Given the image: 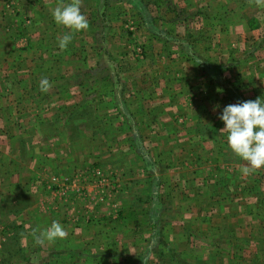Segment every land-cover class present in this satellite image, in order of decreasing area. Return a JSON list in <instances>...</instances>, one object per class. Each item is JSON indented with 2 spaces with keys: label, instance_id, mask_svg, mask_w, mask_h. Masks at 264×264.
<instances>
[{
  "label": "rangeland",
  "instance_id": "obj_1",
  "mask_svg": "<svg viewBox=\"0 0 264 264\" xmlns=\"http://www.w3.org/2000/svg\"><path fill=\"white\" fill-rule=\"evenodd\" d=\"M70 2L0 0V264H264V168L219 119L264 99V0H81L61 51Z\"/></svg>",
  "mask_w": 264,
  "mask_h": 264
},
{
  "label": "clouds",
  "instance_id": "obj_2",
  "mask_svg": "<svg viewBox=\"0 0 264 264\" xmlns=\"http://www.w3.org/2000/svg\"><path fill=\"white\" fill-rule=\"evenodd\" d=\"M54 22L69 29V32L59 38L58 47L65 50L72 40V32L89 28V22L81 11V0H71L70 3H60L51 10ZM51 83L47 78L40 81V89L47 92ZM219 119L225 127L221 132H227V144L233 153L246 163L239 171L247 176L256 170L264 168V99L246 100L229 104L223 108ZM68 232L58 222L53 220L50 226L42 230L37 242L44 244L56 239L67 238Z\"/></svg>",
  "mask_w": 264,
  "mask_h": 264
},
{
  "label": "crops",
  "instance_id": "obj_3",
  "mask_svg": "<svg viewBox=\"0 0 264 264\" xmlns=\"http://www.w3.org/2000/svg\"><path fill=\"white\" fill-rule=\"evenodd\" d=\"M28 1H31L32 2V0H28ZM38 1L39 0H34V2L36 3H38ZM203 5H205V4H203ZM152 7V6H151ZM153 7H155L156 8V6L155 5H153ZM222 17L220 16L219 17V19H221ZM250 19L247 17V21H249ZM199 21H202V18L201 19H199ZM219 32H220V30H219ZM221 32L222 33H226V30H225V26H224V28L221 30ZM157 38V37H156ZM157 44V43H156ZM110 165V164H109ZM110 167L112 168V165H110ZM106 173H107V175H109L110 173H112L113 171L112 170H110V169H108L107 171H105ZM109 178H111L112 180H114V181H117L118 179L120 180V178L121 179H124V175H120V174H116V175H111V176H109ZM0 183H1V181H0ZM2 187H0V203H4V201L6 200H8V199H11V200H16V199H18L19 197H21V195H17L18 194V192H16V197H9V196H7V194H6V187L2 184L1 185ZM120 195V194H119ZM7 196V197H6ZM12 196V195H11ZM30 196V198L32 197L31 195H29ZM124 203H122V202H120V205L118 206L119 207V211H120V213H121V209H122V212L124 213V215H127L128 216V214H130V213H132L131 212V207H130V204H124ZM117 207V208H118ZM3 207H0V214L2 213V212H5V213H7V214H13V213H17L18 212V210H15V209H13V207L12 206H10V208H8V209H2ZM28 209H29V206L27 205L24 209H22V210H20L19 211V213L21 212V213H23L25 210L26 211H28ZM4 210V211H3ZM13 210H15V212L13 211ZM148 211L149 210H147V209H145V211L143 210V211H141V210H139V211H137V213H139V212H142V213H144V214H148ZM154 212V214H156V211L154 210L153 211ZM136 213V214H137ZM120 214H117V217L119 216ZM116 216H115V218L114 219H116L117 218ZM108 218H113V216L112 217H108ZM11 225V224H10ZM10 225H8L7 227H9ZM78 224L76 223V226H77ZM131 226V225H130ZM2 251H3V248L1 249ZM0 255H1V251H0Z\"/></svg>",
  "mask_w": 264,
  "mask_h": 264
},
{
  "label": "trees",
  "instance_id": "obj_4",
  "mask_svg": "<svg viewBox=\"0 0 264 264\" xmlns=\"http://www.w3.org/2000/svg\"><path fill=\"white\" fill-rule=\"evenodd\" d=\"M155 6H156V8H159V7H161L160 6V4L159 3H155L154 4ZM170 9H171V11L170 12H176L175 11V9L173 8V7H170ZM201 13H199L198 15H196V16H199ZM105 16V15H104ZM254 29H256L257 27H258V25L256 24H254L253 26H252ZM69 78H73V77H69ZM108 79H110V78H108ZM116 79H117V85H119L120 87H121V89H122V91H123V87H124V85H123V83L121 82V79H120V77L118 76V77H116ZM251 195V194H250ZM259 198V197H258ZM260 201H258L259 202V204L263 207V209H264V199L263 198H261L260 197ZM14 212H15V210H13ZM121 214H122V209H121ZM250 214H252L251 212H250ZM154 215H156V214H154ZM128 217V216H127ZM157 226H153L152 227V229H153V232L155 231V230H157ZM161 230V229H160ZM163 230V229H162ZM3 235L5 234L6 235V233H2ZM70 253V252H69ZM134 257V258H133ZM137 257H141L140 255H138V256H132V257H130L131 259H133V260H135L136 259V261L137 260H139ZM70 258H72V257H70ZM28 259V258H27ZM129 263V262H128ZM132 264V263H131ZM137 264V263H136Z\"/></svg>",
  "mask_w": 264,
  "mask_h": 264
},
{
  "label": "built area",
  "instance_id": "obj_5",
  "mask_svg": "<svg viewBox=\"0 0 264 264\" xmlns=\"http://www.w3.org/2000/svg\"><path fill=\"white\" fill-rule=\"evenodd\" d=\"M136 50H137V52H139V53H141V54L143 53L141 47L137 48ZM95 172H96V171H95ZM93 178H94V176H93ZM96 178H97V179H96ZM96 178H95V179H96L97 181H103V180L101 179V177L96 176ZM105 178H109V176L106 175Z\"/></svg>",
  "mask_w": 264,
  "mask_h": 264
}]
</instances>
